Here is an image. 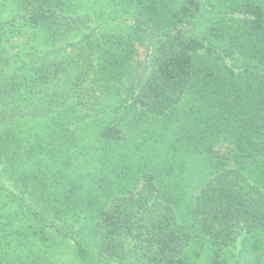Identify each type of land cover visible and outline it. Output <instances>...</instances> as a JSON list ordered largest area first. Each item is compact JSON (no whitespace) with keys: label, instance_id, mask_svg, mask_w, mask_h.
Instances as JSON below:
<instances>
[{"label":"trees","instance_id":"obj_1","mask_svg":"<svg viewBox=\"0 0 264 264\" xmlns=\"http://www.w3.org/2000/svg\"><path fill=\"white\" fill-rule=\"evenodd\" d=\"M0 264H264V0H0Z\"/></svg>","mask_w":264,"mask_h":264}]
</instances>
